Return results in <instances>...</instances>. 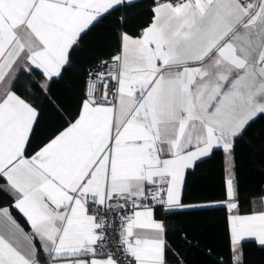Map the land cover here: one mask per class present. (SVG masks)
<instances>
[{"label":"snow or ice","instance_id":"obj_1","mask_svg":"<svg viewBox=\"0 0 264 264\" xmlns=\"http://www.w3.org/2000/svg\"><path fill=\"white\" fill-rule=\"evenodd\" d=\"M135 7L0 0V264H187L192 242L170 221L207 207L225 211L226 255L200 249L211 264L264 251V187L242 212L236 163L238 143L264 142L250 135L264 121V0H151L130 30ZM109 19L114 51L78 66ZM66 74L80 78L74 110L53 92ZM46 110L56 122L34 145ZM216 151L223 199L185 202Z\"/></svg>","mask_w":264,"mask_h":264},{"label":"trees","instance_id":"obj_2","mask_svg":"<svg viewBox=\"0 0 264 264\" xmlns=\"http://www.w3.org/2000/svg\"><path fill=\"white\" fill-rule=\"evenodd\" d=\"M151 0H137V7L128 9V29L134 30L139 25L146 24L150 18ZM116 15V14H114ZM115 20L109 19L103 26L94 29L85 37L84 50L77 57V65L91 63L97 56L109 57L114 51V41L111 36V25ZM91 53V56L85 54ZM81 87L80 78L66 74L64 81L53 85L55 98L69 110H74L78 100L76 93ZM56 122V117L47 110L41 118L37 135L33 144H37ZM264 130V121H258L251 132ZM248 138L246 137V140ZM252 144L240 142L236 147L237 172L240 178V208L242 212L251 209V195L264 187V142L259 136H251ZM223 161L222 152L216 151L208 158L198 162L195 171L187 177L185 202L206 203L223 199ZM2 201V198H0ZM16 218L24 225L23 219L13 211ZM170 223L183 226L188 239L192 242L185 250L187 264H211L212 257L205 255L200 249H212L213 256L225 254L227 250L225 238V211L218 207L190 209L187 213L174 217ZM27 228V225H24ZM171 243L176 244L175 237ZM199 244V248L195 247ZM248 264H264V251L254 244L245 247Z\"/></svg>","mask_w":264,"mask_h":264},{"label":"crops","instance_id":"obj_3","mask_svg":"<svg viewBox=\"0 0 264 264\" xmlns=\"http://www.w3.org/2000/svg\"><path fill=\"white\" fill-rule=\"evenodd\" d=\"M217 201H220V200H216V201H210V202H206V203H193V204H211V203H214V202H217ZM18 214V213H17ZM14 215V213H13ZM19 215V214H18ZM15 216V215H14ZM20 216V215H19ZM21 217V216H20ZM22 218V217H21ZM23 219V218H22ZM24 221V220H23ZM22 224V223H21ZM23 225V224H22ZM26 228V227H25Z\"/></svg>","mask_w":264,"mask_h":264}]
</instances>
